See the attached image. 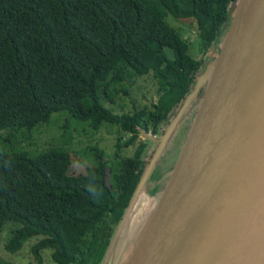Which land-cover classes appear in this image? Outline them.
<instances>
[{"label":"trees","instance_id":"1","mask_svg":"<svg viewBox=\"0 0 264 264\" xmlns=\"http://www.w3.org/2000/svg\"><path fill=\"white\" fill-rule=\"evenodd\" d=\"M237 1L0 0V129H32L65 109L94 131L116 126L119 158L111 171L107 154L96 151L95 163L74 174L61 147L32 156L0 149V233L7 221L19 224L8 251L39 234L32 246L39 263L50 248L57 264H102L156 144L147 159L121 150L142 131L165 133ZM168 14L195 23V44ZM137 78L153 86L149 105L132 98ZM117 99L130 110L114 112Z\"/></svg>","mask_w":264,"mask_h":264},{"label":"water","instance_id":"2","mask_svg":"<svg viewBox=\"0 0 264 264\" xmlns=\"http://www.w3.org/2000/svg\"><path fill=\"white\" fill-rule=\"evenodd\" d=\"M222 32L154 138L151 161L199 97L157 205L121 264H264V0H238Z\"/></svg>","mask_w":264,"mask_h":264},{"label":"rangeland","instance_id":"3","mask_svg":"<svg viewBox=\"0 0 264 264\" xmlns=\"http://www.w3.org/2000/svg\"><path fill=\"white\" fill-rule=\"evenodd\" d=\"M187 19L175 17L172 14L166 16V21L179 30L183 39L195 44L197 35L195 23L191 19H189L190 21ZM215 44L218 46L219 41ZM155 97L153 86L137 78L132 98L139 105H149L155 100ZM117 100L119 107H116V110L113 109L114 112L130 110L123 100ZM199 101V97L193 98L191 107L176 125L169 140H165L160 145V152L155 153L153 161L150 160L151 164L148 166V171L140 186V190L142 189L146 193L142 201L143 204H140L142 208L138 210V206H134L126 222L123 221L124 225L118 228V233L112 242L113 246L109 250L106 261L102 264H121L139 242L148 219L157 205L163 186L179 156ZM112 108L110 107V109ZM87 126L86 122L70 117L67 110L61 109L52 113L47 122L39 123L32 129L13 127L0 129V149L25 151L32 156L51 146L61 147L71 153L70 171L74 174L82 173L87 166L93 165L95 152L103 151L107 154L106 159L112 171L119 160L115 154L113 155L117 127L103 123L98 131H94ZM154 138L155 136L150 133L139 134L133 144L123 147L120 156H132L138 153L147 159L146 152L148 149L154 148ZM18 225L13 221H7L3 226L0 233V264H57L50 257L52 251L50 248L40 250V263L34 257L32 246L42 237L39 234L29 236L17 251H8L5 248V243L10 237V230Z\"/></svg>","mask_w":264,"mask_h":264},{"label":"bare ground","instance_id":"4","mask_svg":"<svg viewBox=\"0 0 264 264\" xmlns=\"http://www.w3.org/2000/svg\"><path fill=\"white\" fill-rule=\"evenodd\" d=\"M145 195H146V193L142 189L137 192V194L134 197L133 203H132L131 207L129 208L128 215L126 216L124 222H126L128 216L130 215V213H131L132 209L134 208V206L137 205L138 206V208H137L138 210H140L142 208V206L140 204H143L142 201H143ZM123 225H124V223H123ZM121 232H123V231H121Z\"/></svg>","mask_w":264,"mask_h":264}]
</instances>
